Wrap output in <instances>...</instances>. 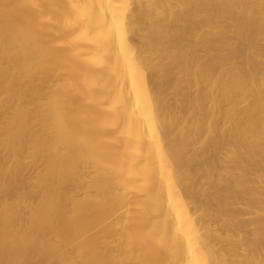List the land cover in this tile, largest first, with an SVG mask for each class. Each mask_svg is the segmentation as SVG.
<instances>
[{"label":"bare ground","instance_id":"6f19581e","mask_svg":"<svg viewBox=\"0 0 264 264\" xmlns=\"http://www.w3.org/2000/svg\"><path fill=\"white\" fill-rule=\"evenodd\" d=\"M0 264H264V0H0Z\"/></svg>","mask_w":264,"mask_h":264},{"label":"rangeland","instance_id":"374dc122","mask_svg":"<svg viewBox=\"0 0 264 264\" xmlns=\"http://www.w3.org/2000/svg\"><path fill=\"white\" fill-rule=\"evenodd\" d=\"M260 39H263V38H260ZM260 41H262V40H260ZM27 161L28 160L25 161V169H26L25 173H26L27 177H29V174H31V172L29 171L31 165H30V162H27Z\"/></svg>","mask_w":264,"mask_h":264}]
</instances>
